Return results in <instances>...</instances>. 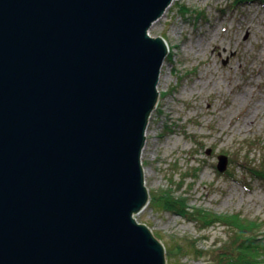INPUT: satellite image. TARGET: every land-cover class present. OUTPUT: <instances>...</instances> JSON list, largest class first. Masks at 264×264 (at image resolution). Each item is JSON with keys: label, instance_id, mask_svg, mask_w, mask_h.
I'll use <instances>...</instances> for the list:
<instances>
[{"label": "water", "instance_id": "obj_1", "mask_svg": "<svg viewBox=\"0 0 264 264\" xmlns=\"http://www.w3.org/2000/svg\"><path fill=\"white\" fill-rule=\"evenodd\" d=\"M173 1L0 0V264H166L134 215Z\"/></svg>", "mask_w": 264, "mask_h": 264}, {"label": "rangeland", "instance_id": "obj_2", "mask_svg": "<svg viewBox=\"0 0 264 264\" xmlns=\"http://www.w3.org/2000/svg\"><path fill=\"white\" fill-rule=\"evenodd\" d=\"M149 34L168 54L141 154L149 200L135 220L163 244L166 264L228 262L233 226L202 213L238 214L241 238L259 234L243 244L264 247V0H174Z\"/></svg>", "mask_w": 264, "mask_h": 264}, {"label": "trees", "instance_id": "obj_3", "mask_svg": "<svg viewBox=\"0 0 264 264\" xmlns=\"http://www.w3.org/2000/svg\"><path fill=\"white\" fill-rule=\"evenodd\" d=\"M173 199L176 201V198H173ZM167 203H169V205L171 204L172 206H174V203H172L171 201ZM199 218L202 219L204 223L206 224L215 223V222L217 223L218 221H221L222 223L226 225L228 224L227 222H229L233 226L232 229L234 231V235H233L234 239L231 242V244L228 246V249L225 250V254L228 255V262L226 263L225 262L226 260H221L219 264H254V263L257 264L260 262H264V259L262 258L264 254L259 253L260 249H264V247H261L258 250L257 249L253 250L252 248L257 244V242H250L245 245L243 244V241L254 239L252 238L253 236L248 237L250 234L254 236H259V234H254L253 233L254 229L252 228L249 234L246 235L247 239L241 238L243 235V232L246 231L245 228L247 224H243L241 222L242 221L241 217L238 216V214L234 215L233 218L232 217L221 218L217 216L216 214L202 213V214H199ZM257 230L258 229L255 228V231Z\"/></svg>", "mask_w": 264, "mask_h": 264}, {"label": "bare ground", "instance_id": "obj_4", "mask_svg": "<svg viewBox=\"0 0 264 264\" xmlns=\"http://www.w3.org/2000/svg\"><path fill=\"white\" fill-rule=\"evenodd\" d=\"M247 93H248V92H247ZM247 93H246V94H247ZM252 117H253V115L251 114V111H250V112L246 115L245 119L243 120V124H241L240 126L244 127L245 124H246V122H247V121H250ZM233 127H234V126H233Z\"/></svg>", "mask_w": 264, "mask_h": 264}]
</instances>
